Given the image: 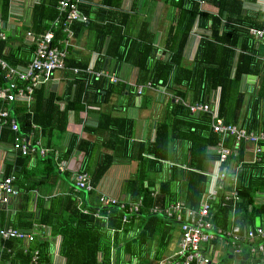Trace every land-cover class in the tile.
I'll return each instance as SVG.
<instances>
[{
    "label": "trees",
    "instance_id": "1",
    "mask_svg": "<svg viewBox=\"0 0 264 264\" xmlns=\"http://www.w3.org/2000/svg\"><path fill=\"white\" fill-rule=\"evenodd\" d=\"M57 1L38 0L32 6L30 15V29L35 33L48 29L51 22L56 18L60 19V26H57L52 39L54 44L63 36L61 27L64 13L59 11ZM162 1L173 8V12L168 11L163 15L164 31L157 43L153 42L154 33L147 30L148 22L145 20L139 23L133 34L132 24L136 19L139 0H133L131 11L120 9L122 0H99L98 7L91 9L86 6L87 10L83 9L80 1L76 3L78 12L85 15L86 21L72 20L69 28L74 36L84 30L93 31L94 43L91 50L96 53L93 71L112 69L107 73L115 72L113 75L120 78L118 75L124 66L135 67L137 77L134 84H160L170 94L167 97L159 95L165 101V106L160 117L155 120L152 140L130 143V153L126 144L133 134L131 120L100 110L96 125L93 128L84 127L94 129L95 132H106L105 140L109 144H122L124 151L129 153L127 160L136 162V170L125 181L126 192L129 199L141 198V206L127 223L120 221L122 210L117 207H109L108 211L100 209L106 216L105 220L93 217L91 212L99 207L98 194L94 190H80L83 192L80 206L89 209L90 213H81L76 207V200L69 196L68 205L60 210L61 218L57 213L52 215L49 207L41 208L36 215L24 212L29 196L26 192L20 196L17 210L24 216L20 214V217L14 219L12 227L30 231L36 225L44 224L51 235L60 234L62 239L59 254L65 258V264H109L110 243L116 246L120 256L122 252L134 256L138 259V264H153L169 251L174 237L173 220L162 213H151L148 209L153 205L162 208L175 201H181L185 207L197 209L207 193L209 171L217 158L211 149L218 137L211 130L210 113H191L186 103L205 102L210 104L215 110L216 118L222 122L239 124L246 130L264 133V64L257 57L255 45L262 48L264 46L250 33L251 28L264 26V20L257 23L243 16L242 0ZM9 4L10 0H0L1 17L7 15ZM193 28L198 32L199 38L193 57L186 65L183 64L185 48ZM3 45L0 40V57L15 64L16 59L11 54L2 52ZM64 63L66 67H76L78 72L73 74L69 82V86H75L74 93L71 98L68 96L61 110L55 104L58 96L53 92L44 93L41 85L34 89L29 107L25 103L14 101L10 110L11 116H14L22 129H28L30 123L40 126L44 144L53 147L55 134L65 132L68 109L78 113L92 104L90 102L101 105L102 100L109 99L111 93L122 94L126 84L120 79L110 82L107 76L85 72L87 58L80 60L69 55ZM246 74L258 77L255 90H240L241 78ZM0 83H3L1 77ZM156 96L144 93L141 99L150 105V102L153 104L160 99ZM12 136V131L8 128L1 129L0 137L11 140ZM120 136L122 139L118 140ZM70 137L69 146L82 149L87 161L91 154L90 143L75 139L76 135ZM230 139H226L227 145L230 144ZM260 144L264 147V141ZM243 148L241 143L236 155L223 163L228 168L227 176L220 181V188L208 201L213 226L225 230L237 227L238 235L242 234L246 226H260L264 229V149L260 151L257 161L250 162L244 161ZM117 152L115 148L113 153L101 154L92 168L86 162L82 164L79 171L89 175L93 188L110 164L120 156ZM15 156L13 166H5L4 173H18L14 178L16 181L19 180V174L30 179L37 177L41 181L57 171L52 156L36 157V165L29 170L26 165L30 157L20 153ZM37 164L45 169L38 171ZM232 174L235 176L239 200L234 205L231 202L222 205L223 196L230 188ZM16 184L20 186L22 183ZM153 187L156 188L154 195L151 191ZM258 193L260 197L256 200ZM110 228H114V231L110 232ZM128 232H133V236L126 238ZM34 236L29 248L37 249L39 260L50 262L47 237L38 239L35 233ZM19 241L0 238L2 261L20 264L30 260L31 253ZM238 242L242 244V254L236 261L240 264L258 263L256 256L252 257L247 253L246 242L240 239ZM151 243H154L155 249L152 257L147 260L141 254L148 251ZM213 245H217L215 240ZM227 249L228 247L220 257L219 264H231L235 261L234 257L228 258ZM98 252L100 259L96 257Z\"/></svg>",
    "mask_w": 264,
    "mask_h": 264
},
{
    "label": "crops",
    "instance_id": "2",
    "mask_svg": "<svg viewBox=\"0 0 264 264\" xmlns=\"http://www.w3.org/2000/svg\"><path fill=\"white\" fill-rule=\"evenodd\" d=\"M79 1L83 4V9L85 10H87L85 8L86 6L91 9L98 7L99 2V0ZM139 1L140 3L138 2L136 5L138 6V10H136V19L132 24L133 34L137 31L139 23L145 20L148 22L147 30L154 33L153 42L157 43L164 31L165 19L163 20L162 17L163 15L165 16L168 11L169 13H172L173 8L165 4L162 0ZM37 2L38 0H10L7 15L5 14V16L2 17L0 15V33H3L5 36V38L1 40L4 44L2 52L11 54L13 58L16 59L15 64L17 65H25L31 57L33 43L30 41L26 33L30 31L36 34L30 29V15L32 6ZM132 2L133 0H122L120 9L131 11L130 6ZM159 3L160 5H158ZM164 5L166 7H164ZM241 8L243 16H246L249 20L257 23L264 20V0H242ZM83 16L85 17L84 14ZM54 21L50 23L49 28L52 29L54 27L53 30L56 31L57 26L54 25ZM198 38L199 34L193 28L186 44L183 64H189L192 59ZM106 40L107 38H105V41ZM93 43V31L90 32L84 30L77 36L73 35L68 43L67 57L73 55L80 60L87 58V66L90 64L93 66L96 57V53L91 50ZM255 46L257 49V57L262 64H264V48L257 44ZM101 70L107 72L108 70L112 71V69L107 70L105 68H101ZM54 72L47 81L41 84V89L44 93L53 92L58 96V99L55 100V104L58 109L61 110L65 105L68 96L71 98L74 93L75 86H69L73 73L69 70H56V73ZM136 73L137 70L135 67L127 68L124 66L120 75H118L120 77L119 79L126 83L125 91L122 94L111 93L109 99L102 100V104L98 106L93 102H90L92 104L87 105L84 110H80L78 113H74L73 110L68 109L66 112L65 132L55 134V147L52 145H45L42 140V145L49 149L46 154L39 156L37 152H34L30 153V155H26L30 157L28 164L26 165L27 170L34 168L36 165V157H45L49 155L52 156L51 158L56 165L57 171L41 181H38L39 179H37V177L30 179L26 176L22 177L19 174V180L16 181L14 179L15 194H12L6 202H2L0 199V227L12 226L14 219L20 217V214L22 213L21 211L18 212L17 207L21 201L20 196L24 192L29 196L24 206V212L34 213L35 215L38 214L41 208L49 207L52 209V215H54L53 213H57L61 218L60 214H62V212L60 210L68 205L67 198L69 196H72L73 199L76 200V207L81 205L83 192L74 188V183H72L74 173L82 167L84 162L92 168L101 154L113 153L115 148L120 156H118V158L106 169L103 176L94 187V192L96 194L103 193L111 195L118 199H129V194L126 192L125 181L136 170V162L133 160H127V157H129L128 154L130 153L129 144L132 142H145L147 140H152L156 123L155 120L160 117L163 112V107L165 106V101L162 100L159 95H162L163 97L169 95L166 90L167 88L160 84L153 85L151 88L145 87L142 89L141 94L137 95L134 92L133 86H131V84L135 83L137 77ZM257 83V76L252 74L243 75L240 81V90H255ZM101 92L104 91L101 90ZM144 93L153 97H157L156 95H158L160 99L153 104L150 102V105H148V102H143V98L141 99V96ZM31 102L32 98L29 106L31 105ZM100 110H106L114 116H119L125 120H131L133 134L126 144L129 153L124 151L123 146L120 143L109 144L108 141L105 140L106 132H103L102 130L95 132L93 131L94 129H91L97 123L98 111ZM85 126H90L91 128L88 130L84 128ZM71 135H76L75 139L77 140L83 139L90 143L91 154L87 158V161H85V154L82 149L75 146H69ZM40 136L42 139L41 128ZM121 139L122 137L120 136V139L118 138V140ZM243 145L244 161L252 162V145L249 143H243ZM263 149L264 147H262V150ZM15 154L16 153L10 147V139L0 137V177L1 175L10 174H12L14 178L18 176V173L17 175L12 172L9 174L4 173L5 166H13L14 157H16ZM37 166V169L40 172H42V169H45L41 168L38 164ZM16 183H22L20 185L21 187ZM259 197L260 194L258 193L256 198ZM22 216H24V214H22ZM32 230L37 235L38 239L41 237H47L49 241L51 263L65 264V258L59 254V245L62 236L60 234L51 235L49 228L44 224L36 225ZM133 234V232H128L126 238L133 236ZM19 242L24 246L27 245L24 241ZM110 249L113 250V264L139 263L138 259H135L134 256H128L123 252L120 256L118 254V249L116 246L112 245V243L109 244V250ZM154 249L155 245L154 243H151L147 249L148 251L142 252L141 256L149 260L152 257ZM100 256V252H98L96 255L97 259H100ZM237 259L239 258L234 256L235 261L231 264H240L236 261ZM250 259L252 258H248V260Z\"/></svg>",
    "mask_w": 264,
    "mask_h": 264
},
{
    "label": "built area",
    "instance_id": "3",
    "mask_svg": "<svg viewBox=\"0 0 264 264\" xmlns=\"http://www.w3.org/2000/svg\"><path fill=\"white\" fill-rule=\"evenodd\" d=\"M78 1L58 0L57 7L60 12L64 13L61 27L63 36L57 39L55 44L52 43L54 27L36 34L28 31L26 35L32 41L33 49L31 57L25 65L10 64L0 57V77L3 79V83H0V131L5 127L12 131L13 136L10 140V147L15 153L30 155V153L37 152L39 156H42L49 150L42 145L40 127L38 125L30 123L28 129H22L14 116H11V103L20 101L25 103L26 107H29L34 89L47 81L54 71L69 70L73 74L78 72L77 68L66 67L64 63L67 56L68 43L73 37V32L69 28L70 22L72 20L86 21V18L78 12L76 7ZM54 22V25L58 26L60 19L56 18ZM250 33L264 46V26L258 29L251 28ZM4 38V34L0 33V40ZM84 71L95 76H107L110 82L118 81L117 77L107 73V71L101 69L93 71L92 64L86 66ZM144 87L151 88L153 86L150 82L137 85L135 87L136 93L140 94ZM185 105L191 113H210V127L212 132L218 137L216 144L211 149L215 152L217 158L212 162V167L209 171L210 184L207 193L197 209L185 207L181 201H175L162 208L153 205L148 209L151 213H162L165 217L172 218L175 226L172 232L174 236L173 242L169 251L153 264H219V259L223 255L226 246L232 249L231 253L235 257L241 256L242 244L238 242V239L243 240L244 243L246 242L247 253L250 256L257 257L258 263L255 264H264V229L260 226H246L243 228L242 234L238 235L237 227H233L230 230L214 227L210 221L212 213L209 211L208 203L220 188V181L227 176L228 168L223 163H226L231 156L236 155L241 143L251 144L252 161L258 160L259 153L262 150L260 142L264 141V133L246 130L239 124L222 122L216 118L215 110L210 104L205 102L199 101L192 104L186 103ZM228 137L231 138L229 145L225 143ZM72 179L76 190L91 191L94 189L86 172L78 170L74 173ZM13 180L14 176L12 174L1 175L0 199L2 202H6L12 194H15ZM229 182L230 188L223 196L222 205L225 202H231L234 205L239 200L234 174L231 175ZM151 191H153L152 195H154L156 188H151ZM97 200L99 207L91 212L93 217L105 220L106 216L100 212V209L103 208L108 211L109 207H117L122 210L119 216L122 223H127L141 206V198L123 200L99 193ZM256 200H259V198H256ZM77 208L81 213H90V210L86 207L78 205ZM109 231L113 232L114 228H110ZM0 238L2 240L14 238L27 243L25 250L31 253L30 260L27 263L20 264H52L51 261L44 262L39 260L37 249L29 248L28 245L35 238L33 230L1 226ZM214 240L217 245H213ZM113 262V250L110 249L109 264H113ZM0 264L10 263L2 261L0 258Z\"/></svg>",
    "mask_w": 264,
    "mask_h": 264
},
{
    "label": "water",
    "instance_id": "4",
    "mask_svg": "<svg viewBox=\"0 0 264 264\" xmlns=\"http://www.w3.org/2000/svg\"><path fill=\"white\" fill-rule=\"evenodd\" d=\"M227 252H228V255H227L228 258L234 257V255H232V253H231L232 252V249L231 248H228L227 249ZM242 257H244V255H242Z\"/></svg>",
    "mask_w": 264,
    "mask_h": 264
},
{
    "label": "clouds",
    "instance_id": "5",
    "mask_svg": "<svg viewBox=\"0 0 264 264\" xmlns=\"http://www.w3.org/2000/svg\"><path fill=\"white\" fill-rule=\"evenodd\" d=\"M118 80H119V78H118ZM143 84V83H142ZM137 85H141V84H131V86H133V89H134V92L136 93V91H135V87L137 86ZM153 86V85H152ZM145 88V87H144ZM143 89V88H142ZM142 92V91H141ZM137 94V93H136ZM141 94V93H140ZM140 94H137V95H140ZM94 190V189H93Z\"/></svg>",
    "mask_w": 264,
    "mask_h": 264
},
{
    "label": "rangeland",
    "instance_id": "6",
    "mask_svg": "<svg viewBox=\"0 0 264 264\" xmlns=\"http://www.w3.org/2000/svg\"><path fill=\"white\" fill-rule=\"evenodd\" d=\"M158 5H160V3H159ZM164 7H166V6L164 5ZM158 9H159V7H158ZM54 73H56V71H55ZM167 91H168V90H167ZM151 93H152V92H151ZM168 93L170 94V91H168Z\"/></svg>",
    "mask_w": 264,
    "mask_h": 264
},
{
    "label": "bare ground",
    "instance_id": "7",
    "mask_svg": "<svg viewBox=\"0 0 264 264\" xmlns=\"http://www.w3.org/2000/svg\"><path fill=\"white\" fill-rule=\"evenodd\" d=\"M257 29V28H256Z\"/></svg>",
    "mask_w": 264,
    "mask_h": 264
}]
</instances>
